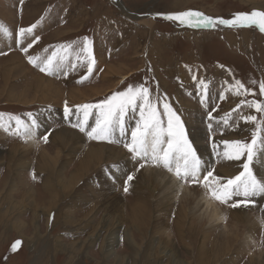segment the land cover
Instances as JSON below:
<instances>
[{
	"label": "rangeland",
	"instance_id": "374dc122",
	"mask_svg": "<svg viewBox=\"0 0 264 264\" xmlns=\"http://www.w3.org/2000/svg\"><path fill=\"white\" fill-rule=\"evenodd\" d=\"M187 10L213 18L232 19L239 12L264 11V0H122L121 4L115 0H0V24L17 38L16 45L0 47V114H4L3 120L8 125L7 131L0 127V264H142L147 249L156 252L149 264H158V261L159 264L174 263L171 256L163 254L164 247L176 256V264H264V195L253 197L254 203L237 209H232V205L243 197H233L228 203L214 199L221 206L223 220L209 223L201 217L200 207H196L201 192H206L213 200L202 183L181 180L192 187L193 192H198L189 196L188 202L185 198L173 201V210L161 201L164 196H161L160 187L158 192V189L148 186L149 189L142 191L147 198L148 211L145 233H142L130 218L129 207L140 196L139 191L133 188L134 182L140 181L138 174L145 172L146 168L168 170L151 164L140 168L142 161L134 160L124 147L134 127L131 117L135 115L138 118V113H130L126 117L128 132L121 136L117 131L111 142L90 139L86 132L74 127L83 118L77 105L98 103L129 86L144 84L150 89L153 103L159 102L162 110L166 97L181 117L188 139L205 163L201 180L207 170L225 179L243 171L246 156L240 160H229L223 155L217 156L216 151L223 153L221 141L251 142L256 126L252 122H244L241 116L251 114L256 115L258 121L264 120V113H257L247 103L241 104V101L253 99L264 102V95L259 92V83L264 82V32L256 26L195 28L157 15ZM144 20L154 22L150 26ZM37 21L39 23L33 33L26 36L28 40L21 44L19 28H27ZM5 36L9 35L0 32V39ZM36 36L40 39L27 55L43 59L56 52L58 58L67 57L63 69L50 75L28 61L21 49L32 43ZM85 37L92 41L95 64L91 74L87 72V54L81 51ZM14 55L20 56L22 61L16 58L13 62L11 58ZM20 62L24 63V68L16 70ZM73 64L74 69L71 67ZM237 80L250 90L248 95L238 96L232 90L230 86ZM201 81L206 85L203 93ZM30 83L35 84L32 86ZM38 84H42L41 87ZM46 91L52 92L49 93L51 96L43 94ZM65 102L73 110L67 117L64 114ZM237 105H241L240 108ZM29 113L39 125L34 136L36 142L32 146L27 145L29 138L15 134V120L9 121L11 116L31 123ZM95 118L93 110L88 130L94 126ZM224 119H228V125L223 123ZM63 127L75 137L72 142L58 147L51 134ZM197 132L200 136H196ZM45 135L48 136L47 142L43 140ZM260 136H264V131ZM96 143L117 148L111 149L116 151L110 157L107 154L105 158L103 154L100 162L91 164L76 185L62 187V182L78 168ZM213 143L219 145L215 151ZM13 145H16L15 150ZM45 148L59 161L58 165L57 162L50 165L49 173L37 166L38 152ZM227 166L229 171H219L227 169ZM55 167L61 181L51 175ZM250 167L258 178L264 179V145L260 139L257 141V156ZM128 175L133 176L131 181H128ZM106 182L111 183V187L105 186ZM125 186L127 192L124 191ZM26 192L29 195L24 197ZM54 192L59 193L55 195V207L48 221L50 207L47 201ZM11 198L17 200L10 202ZM106 203H112L113 208L116 204H124L125 208L121 213L114 208L109 214ZM180 206H185L192 214L182 236L176 235L173 228L174 212ZM167 210L174 212L170 215ZM54 212L57 213L55 222ZM64 213L69 217V223L63 220ZM164 218L170 220H167L170 224L166 230V226L161 229L158 224L163 225ZM80 227L84 229H78ZM158 229L163 232L155 233ZM167 235L170 241H166ZM109 237L114 239L112 250L115 248L116 252L109 250L110 254H107L105 244ZM17 240L21 244L12 251ZM56 240L64 246H54ZM134 241L142 247L135 248ZM152 244L158 249L153 250ZM201 246L204 247V256ZM201 254L204 258L200 260ZM119 256H124L123 261H119Z\"/></svg>",
	"mask_w": 264,
	"mask_h": 264
},
{
	"label": "snow or ice",
	"instance_id": "6c2138e0",
	"mask_svg": "<svg viewBox=\"0 0 264 264\" xmlns=\"http://www.w3.org/2000/svg\"><path fill=\"white\" fill-rule=\"evenodd\" d=\"M157 15H163L167 20L178 21L181 25L195 28H215L217 25L234 27L256 26L261 32H264V11L260 10L239 12L234 14L232 19L213 18L194 10L166 14L158 13ZM38 23L39 21L27 28H19L18 32L21 41L33 33ZM0 32L5 35H11L9 29L3 24H0ZM39 39L38 36L34 37L32 43H29L21 50L27 55L28 50ZM91 45L92 41L85 37L84 47L81 51L87 54V72L89 74L93 72L95 64V60L92 58ZM27 59L31 64L38 67L41 72L51 75L65 67L64 61L67 57L58 58L57 53L53 52L51 56L43 59L40 56L32 55H27ZM71 67L74 69L75 65L73 64ZM200 83L203 93L206 85H204L203 81ZM230 87L238 96H246L250 91L239 80L235 81V84ZM259 92L264 95V82L259 83ZM150 96L149 87L141 84L135 87L129 86L125 91L116 92L98 103L77 105L76 108L82 113L83 118L74 127L79 128L81 132H86L90 139L109 140L111 142L117 131H119L121 136L128 132L126 117H129L130 113H138V118L135 115L131 117L134 121V127L131 128L130 138L124 143V147L132 154L134 160L142 161L139 163L140 168L145 167L147 164L162 166L173 172L178 179L184 182L202 183L209 191L210 196L221 203H228L233 197H243V199L237 200L232 205L233 207L241 205L247 207L250 203H254L253 197L264 195V179L258 178L250 167L257 156L258 139L264 145V136H260V133L264 131V120L258 121L257 116L251 114L241 116V120L246 123L252 122L256 126L251 142L241 140L221 141L220 144L224 146V151L223 153L216 151L217 156L223 155L229 160H240L246 156L243 171L233 178L225 179L214 176L212 170H207L206 175H203L201 180L204 162L197 155L195 148L188 139L181 117L172 108L166 97L163 100L161 110L159 102L153 103ZM245 103H247L249 108H254L257 113H264V102L255 99L247 102L241 101V104ZM240 106L237 105V108H240ZM93 110L96 112L95 124L88 130V120ZM72 111L68 107L67 102H65V116L72 114ZM28 115L32 117L31 113ZM3 116L4 114H0V127L7 131L8 125L4 122ZM209 116L211 118V113H209ZM12 119L15 120V134L21 135L25 139L32 138L36 128L39 127L35 118L31 119V123H26L19 117L10 116L9 121ZM223 123L228 125V119H224ZM209 128H211V123ZM43 140L47 142L48 136L45 135ZM212 147L215 151L219 145L213 143ZM127 179L131 181L133 176L128 175ZM124 191H128L127 186H125ZM20 244L21 241H15L12 245V251H16Z\"/></svg>",
	"mask_w": 264,
	"mask_h": 264
},
{
	"label": "bare ground",
	"instance_id": "6f19581e",
	"mask_svg": "<svg viewBox=\"0 0 264 264\" xmlns=\"http://www.w3.org/2000/svg\"><path fill=\"white\" fill-rule=\"evenodd\" d=\"M121 1L122 0H115V2H117L118 4H121ZM144 22H145V24L147 23V24H149L150 26H152V23L154 22L153 20L152 21H148V20H144ZM10 32V31H9ZM16 32V31H15ZM11 33V32H10ZM14 35V34H13ZM13 35H12V33H11V35H9V36H5V37H3V38H1L0 39V47L2 48V47H7V46H10L11 44V46H14V45H16V42H17V38L16 37H13ZM20 40H21V38H20ZM20 40H19V42H20ZM28 40V38H25L23 41H21V44L23 43V42H25V41H27ZM18 55V54H17ZM20 57V56H19ZM18 56H16V55H14L12 58H11V60L13 61V60H15L16 58L19 60V61H22L20 58H19ZM8 60V59H7ZM14 62V61H13ZM14 64V63H13ZM15 64H18V63H15ZM22 64H24V63H22V62H20L19 63V65L17 66V68H16V70H22V68H24V65H22ZM113 64V63H112ZM115 64V63H114ZM26 66V65H25ZM111 66H113V65H111ZM122 66H123V64H122ZM114 67V66H113ZM120 67H121V65H120ZM112 68V67H111ZM124 68V67H123ZM122 69V68H121ZM25 70V69H24ZM29 70V69H28ZM106 70V69H105ZM118 71V70H117ZM116 71V72H117ZM32 72V71H31ZM35 72V71H34ZM106 72V71H105ZM113 73V72H112ZM31 75H32V73H31ZM40 75V74H39ZM38 75V76H39ZM129 76V75H128ZM229 76V75H228ZM231 76V75H230ZM37 77V76H36ZM43 77V76H42ZM42 77H39V80H41L42 79ZM125 77H127V76H124V78ZM31 78H34V77H31ZM41 78V79H40ZM45 78H47V77H45ZM124 78H122V79H124ZM39 80H37V82L38 83H41V81H39ZM48 80H50V79H48ZM32 81H34V80H32ZM50 81H52V80H50ZM43 82V81H42ZM52 82H54V81H52ZM44 83V82H43ZM55 83V82H54ZM31 84V83H30ZM33 84H35V83H32L31 85L33 86ZM45 84V83H44ZM37 85V84H36ZM39 85V87H41L40 85H42V84H38ZM51 85V84H50ZM45 86H47V85H45ZM52 86H53V84H52ZM36 86H34V88H35ZM38 88V87H37ZM58 88V87H57ZM41 89V88H40ZM44 89V88H43ZM53 89V88H52ZM51 89V90H52ZM58 89H60V87L58 88ZM93 89V88H92ZM98 89V88H97ZM38 90V89H37ZM47 90V89H46ZM54 90V89H53ZM82 90V89H81ZM80 90V91H81ZM95 90V89H94ZM99 90V89H98ZM40 91V90H39ZM63 91H64V89H63ZM62 91V92H63ZM72 91V90H71ZM100 91V90H99ZM59 92V91H58ZM61 92V93H62ZM89 92H92V90L91 91H89ZM49 93L51 94L52 92H50L49 91ZM49 93H47V91H46V93H43V94H49ZM67 93V92H66ZM84 93V92H83ZM49 94V95H50ZM63 94V93H62ZM68 94V93H67ZM82 94V93H81ZM98 94V93H97ZM23 95V94H22ZM21 95V96H22ZM24 95L25 96H27L26 95V92L24 93ZM59 95H60V93H59ZM65 95V94H64ZM86 95V97L88 96L87 94H85ZM12 96V95H11ZM10 96V97H11ZM51 96V95H50ZM63 96V95H62ZM66 96V95H65ZM74 96H76V95H74ZM9 97V98H10ZM20 99H22V97H20V96H18ZM85 97V96H84ZM18 98V99H19ZM55 98V97H54ZM58 98V97H57ZM62 97H60V99H61ZM71 98V97H70ZM73 98V97H72ZM71 98V99H72ZM14 99V98H13ZM24 99V98H23ZM63 99V98H62ZM73 100V99H72ZM34 117V116H33ZM32 118V117H31ZM221 119V118H220ZM38 120V119H37ZM44 120V119H43ZM197 126V125H196ZM48 127V126H47ZM248 128V127H247ZM206 133V132H205ZM202 134V133H201ZM34 136H35V134L32 136V138H29L28 140H29V144H27V145H29V146H32V145H34V143L36 142L35 140H34ZM76 136H78V135H76ZM196 136H200V134H199V132H197V135ZM74 137H75V135H74V133H72V132H67V130H66V128H57L56 130H54L53 131V133L51 134V138L56 142V144L58 145V147H61V146H65L69 141L70 142H72L73 141V139H74ZM79 137V136H78ZM50 139V138H49ZM197 139V138H196ZM194 141V140H193ZM87 143V142H86ZM93 144V143H92ZM196 145V144H195ZM200 145V144H199ZM198 145V146H199ZM95 146V145H94ZM26 147V146H25ZM28 147V146H27ZM14 148V150H15V148H16V145H13L12 146V149ZM30 148V147H29ZM113 148V147H112ZM112 148H109L108 146H107V144H100V143H96V146L95 147H91L89 150H88V152H87V154L85 155V157H84V159L82 160V161H80V163H79V166H78V168L75 170V171H73L72 170V173H70V175H69V173H68V177L66 178L65 176H62L61 178H64L65 180L62 182V187H69V186H74V185H76L80 180H81V178L85 175V172L87 171V169L91 166V164H93V163H96V161H99V160H102L103 159V154H105V158L107 157V154H108V156L110 155V154H113L114 152H113V150H111ZM115 148H117V147H115ZM115 148H113V149H115ZM199 149V148H198ZM17 150V149H16ZM31 150H33V149H31ZM35 150V149H34ZM41 150V149H40ZM47 150H49V149H47ZM46 150V148H45V150L43 149L42 150V152H38V155H37V166L40 168V170L41 171H45V172H47V173H49L48 171L50 170V168H51V166L50 165H52V163L54 164H56V162H57V165L59 164V161L57 160V157H55V156H50V154H49V151H47ZM121 150V149H120ZM201 150V149H200ZM123 151V150H122ZM202 152H203V150H202ZM36 153V152H35ZM84 153V152H83ZM125 153V152H124ZM116 154V153H115ZM123 154V153H122ZM114 156V155H113ZM117 156V155H116ZM110 157V156H109ZM108 157V158H109ZM118 157V156H117ZM119 157H120V155H119ZM123 157H124V154H123ZM113 159V158H112ZM115 160H116V158H115ZM100 162V161H99ZM103 162V161H102ZM133 162V161H132ZM54 164V165H55ZM205 164V163H204ZM206 165H207V163H206ZM77 167V166H76ZM148 167V166H147ZM227 169H220L219 171L220 172H225V170H227V171H229V168H228V166L226 167ZM233 172V171H232ZM235 172V171H234ZM233 172V173H234ZM57 172H56V167H55V169H54V174H51L52 176L54 175L55 177H58L59 175H57L56 174ZM61 174V173H60ZM65 174H67V173H65ZM64 174V175H65ZM47 175H49V174H47ZM225 175V174H224ZM138 176L139 177H141V179H140V181H138V183L136 182V180H135V182H134V184H135V186L133 187V188H135L137 191H139V194H140V196H138V197H136V202H135V204L132 206V207H129L130 208V211H131V214H130V218H131V221H132V224L134 225V227H139V228H141L142 230V233H145V231H144V229H146V223H147V221H148V211H147V198H146V196H144L143 195V192L142 191H144V190H147V189H149V187L148 186H153L154 188H155V190H157L159 187L161 188V196L163 195L164 196V200H161V201H164V203H165V206L167 207V208H173V201H175V200H179L180 198H185L186 200V202H188L189 201V196H191L194 192H196V194H197V192H198V190L195 188V190H197V191H194L193 192V189H192V187L190 188V187H188V186H186L180 179H178L175 175H174V173L173 172H170V171H167V172H164V171H162V170H158V169H154V168H146V171L145 172H139V174H138ZM201 176H202V173H201ZM47 177H49V176H47ZM81 177V178H80ZM228 177V176H227ZM80 178V179H79ZM138 178V177H137ZM203 178V177H202ZM58 179H59V177H58ZM60 181L62 180V179H59ZM103 182V181H102ZM48 184H49V179H48ZM111 183H104V185L106 186H108V187H111V185H110ZM150 184H153V185H150ZM102 185V184H101ZM104 185H102V186H104ZM51 186V185H50ZM35 187V186H34ZM148 187V188H147ZM74 188V187H73ZM151 188V187H150ZM153 188V189H154ZM152 190V189H151ZM154 191V190H153ZM105 192V191H104ZM158 192H160L159 191V189H158ZM57 193H59V192H57ZM57 193H52V195H51V197H50V199L47 201V205H48V207H50L49 208V212L47 213V218H48V221H50L49 220V218H50V216H51V213L53 212V208L55 207V204H54V201H56V194ZM2 194V193H1ZM53 194H54V196H53ZM157 194H159V193H157ZM156 194V195H157ZM195 194V193H194ZM26 195H29L28 194V192H26L25 194H24V197L26 196ZM159 196V195H158ZM162 196V197H163ZM56 197V198H55ZM102 197V196H101ZM162 197H159V198H162ZM192 197V196H191ZM156 198V197H155ZM2 199V198H1ZM21 199V198H20ZM15 200H17V198L16 199H13V198H11L10 199V202H12V201H15ZM192 200V199H191ZM157 201V200H156ZM198 203H197V205H196V207H200V209L199 210H202V212H201V217L203 218V217H205L207 220H208V222L210 223V222H212V223H219L220 221H222L223 220V215L221 214V206L216 202V201H214V199L212 200L208 195H207V193L206 192H201L200 193V195H199V199H198V201H197ZM134 203V202H133ZM161 204V203H160ZM112 205V203H106V205H105V208H106V211L109 213V214H111L112 212V210L115 208L116 209V211H117V209H118V211H120V213H121V211H123L124 210V208H125V205L123 204V205H119V204H116V206H114V208L111 206ZM172 205V206H171ZM175 206V205H174ZM157 207V206H156ZM165 207V208H166ZM34 208V210L36 209L35 207H33ZM150 208V207H149ZM171 208V209H172ZM177 208V207H176ZM114 209V210H115ZM123 209V210H122ZM157 209V208H156ZM92 210H94V209H92ZM155 210V209H154ZM153 210V212H155ZM173 210V209H172ZM171 210V211H172ZM170 211V210H169ZM168 210H167V212H169ZM170 211V215L171 214H173V212L174 211H172L171 212ZM190 211V210H189ZM189 211H187L186 209H185V206H180L175 212H174V214H175V218H174V220H173V228H174V232H175V234L176 235H178V236H182V234H183V232L185 231V228H187V219H189V218H191L192 217V214L189 212ZM6 212V211H5ZM9 213H10V211H9ZM55 213V215H54V217H53V222H55L56 220H57V213L56 212H54ZM159 213H161V212H159ZM163 213V212H162ZM9 215V214H8ZM108 216V215H107ZM150 216V215H149ZM158 216V215H157ZM4 217V216H3ZM169 217V216H168ZM238 217H240L239 215H238ZM62 218H63V220L66 222V223H69L70 222V219H69V217H67V215L64 213V214H62ZM110 218V217H109ZM51 219V218H50ZM155 219V218H154ZM35 220V219H34ZM164 220V224L162 225V224H160L159 222H158V224L160 225V227H161V229L164 227V226H166V227H164L165 228V230H166V228L169 226V222H170V220H169V218L167 219V220H169V222H167V220L164 218L163 219ZM21 221V220H20ZM19 221V222H20ZM22 224L24 223V222H21ZM72 223L74 224L75 223V220L74 221H72ZM106 224H107V222H105ZM149 223V222H148ZM20 224V223H19ZM50 224V223H49ZM48 224V225H49ZM78 224H80V223H78ZM110 224V223H109ZM167 224H168V226H167ZM21 226V225H20ZM107 227H108V224H107ZM189 227V226H188ZM47 228V227H46ZM48 228H49V226H48ZM52 228V227H51ZM83 227H80V228H78V229H82ZM106 227H104V229H105ZM116 228V227H115ZM170 228H172L171 226H170ZM77 229V230H78ZM84 229V228H83ZM107 229V228H106ZM108 229H109V227H108ZM160 229V228H159ZM153 230L155 233H158V234H161V232H163L162 230ZM189 229L190 230H192V228H190L189 227ZM112 230V227H110V231ZM164 230V231H165ZM168 231V230H167ZM93 232H95V231H93ZM92 232V233H93ZM172 232V231H171ZM114 233V232H113ZM112 233V234H113ZM128 234V233H127ZM168 234V233H167ZM170 234V233H169ZM115 235V234H114ZM171 235V234H170ZM116 236V235H115ZM128 236V235H127ZM117 237V236H116ZM213 238V237H212ZM87 239H89V238H87ZM91 239V238H90ZM96 239V238H95ZM113 238L112 237H109L108 239H106V244H105V250L107 251V254L109 253V250L111 251L112 250V247H113ZM167 240H169L170 241V236H168L167 235V238H166V241ZM214 239H212V241H213ZM227 240H229V239H227ZM93 241H95V240H93ZM211 241V242H212ZM115 242H117V240L115 241ZM135 242V241H134ZM133 242V243H134ZM132 243V244H133ZM136 243V245H134V246H136L135 248H140V247H142L141 245H138V243L137 242H135ZM134 243V244H135ZM83 244H84V242H83ZM154 244V243H153ZM153 244H152V249L153 250H155V249H158L157 247H154L153 246ZM212 244V243H211ZM59 246V247H63L62 246V244H61V242L60 241H58V240H56L55 241V245L54 246ZM83 246V245H82ZM131 246H133V245H131ZM147 245H145V247H146ZM160 246V245H159ZM162 246H163V244H162ZM164 247V246H163ZM202 247V249L200 250L201 252H202V254H203V252H204V247L203 246H201ZM56 248V247H55ZM165 249H164V251H163V254H165L166 256H171V258H173L174 259V263L175 262H178L177 260L175 261V259H176V256H174L172 253H170L167 249H166V247H164ZM114 249V251L113 252H116L115 251V248H113ZM63 250V249H62ZM78 251V250H77ZM161 251V250H160ZM55 252V251H54ZM162 252V251H161ZM160 252V253H161ZM145 253H147V254H145V255H143V260H141V263L142 264H149L150 262H151V259H152V257L154 256V254L156 253V252H153L151 249H147V251L145 252ZM110 254V253H109ZM112 254V253H111ZM168 254V255H167ZM202 254H201V257H200V260L202 259V258H204L203 256H204V254H203V256H202ZM112 255H110V257H111ZM156 256H158L157 254H156ZM162 256V255H161ZM108 257V256H107ZM117 257V256H116ZM105 259H107V258H105ZM109 259V258H108ZM118 259H119V261H123V259H124V256H119L118 257ZM198 259V258H197ZM155 260H156V258H155ZM203 261V260H202ZM172 264H174L173 263V261L171 262ZM199 263H201V262H199ZM157 264V263H156ZM158 264H159V261H158ZM176 264V263H175Z\"/></svg>",
	"mask_w": 264,
	"mask_h": 264
},
{
	"label": "crops",
	"instance_id": "0c3cea01",
	"mask_svg": "<svg viewBox=\"0 0 264 264\" xmlns=\"http://www.w3.org/2000/svg\"><path fill=\"white\" fill-rule=\"evenodd\" d=\"M39 134H40V133H39ZM34 173L37 174V173H36V170H34ZM40 184H41V182H40ZM237 208H238V207H234V208H232V209H237Z\"/></svg>",
	"mask_w": 264,
	"mask_h": 264
}]
</instances>
